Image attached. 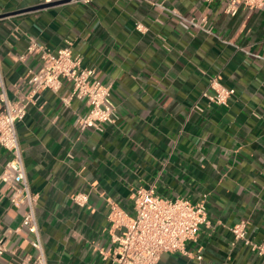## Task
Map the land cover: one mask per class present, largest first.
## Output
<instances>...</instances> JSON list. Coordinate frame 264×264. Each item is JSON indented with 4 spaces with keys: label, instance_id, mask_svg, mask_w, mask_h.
Returning <instances> with one entry per match:
<instances>
[{
    "label": "crops",
    "instance_id": "0c3cea01",
    "mask_svg": "<svg viewBox=\"0 0 264 264\" xmlns=\"http://www.w3.org/2000/svg\"><path fill=\"white\" fill-rule=\"evenodd\" d=\"M229 0H0V57L5 84L41 66L34 41L71 45L82 65L110 85L117 117L102 129L81 128L84 99L68 103L70 84L44 90L18 122L26 174L39 194L37 219L47 264H114L121 230L111 204L134 213L135 187L199 202L207 224L187 255L156 264H264L232 227L264 244V4L226 11ZM141 23L144 29L136 25ZM235 93L210 102V82ZM10 152L0 145V173ZM76 194L86 198L77 204ZM0 182V264L34 254L22 226L24 208ZM202 259L197 258L198 253Z\"/></svg>",
    "mask_w": 264,
    "mask_h": 264
},
{
    "label": "built area",
    "instance_id": "2783aa9c",
    "mask_svg": "<svg viewBox=\"0 0 264 264\" xmlns=\"http://www.w3.org/2000/svg\"><path fill=\"white\" fill-rule=\"evenodd\" d=\"M61 1L42 0V3L53 5ZM263 4L264 0H229L226 11L236 14L241 6L260 8ZM136 27L144 29L141 23ZM27 53L40 54L41 66L38 70L30 69L13 83V97L5 84L0 57V145L10 152L0 173V182L9 189L10 203L16 208H24L22 226L32 236L34 254L21 264H47L36 213L39 194L32 190L26 174L17 124L25 118L29 107L39 101L42 91L59 92L65 83L70 84V92L64 102L68 103L72 98L84 99L88 106L87 113L78 118L81 128L102 129L104 124L113 123L117 106L110 85L97 78L94 68L82 65V57L74 54L71 45L52 50L33 41ZM210 86L213 93L203 92L210 102L226 104L235 93L233 88L221 84L217 76L211 79ZM203 197L195 203L184 197H164L152 187L138 186L132 192V215L112 203L108 217L121 230L115 238L114 264H156L166 253L187 255V243L195 241L202 226L207 224L206 195ZM73 199L79 205L86 201L81 194H76ZM232 232L235 242L242 241L264 259V244L249 238L247 221L235 224ZM7 250V239L0 236V256ZM197 258L202 259L200 252Z\"/></svg>",
    "mask_w": 264,
    "mask_h": 264
},
{
    "label": "water",
    "instance_id": "95a60500",
    "mask_svg": "<svg viewBox=\"0 0 264 264\" xmlns=\"http://www.w3.org/2000/svg\"><path fill=\"white\" fill-rule=\"evenodd\" d=\"M49 5H51V4H44V6H49Z\"/></svg>",
    "mask_w": 264,
    "mask_h": 264
}]
</instances>
